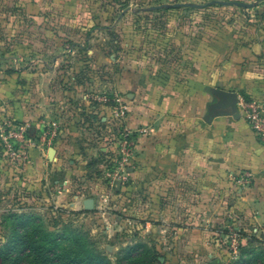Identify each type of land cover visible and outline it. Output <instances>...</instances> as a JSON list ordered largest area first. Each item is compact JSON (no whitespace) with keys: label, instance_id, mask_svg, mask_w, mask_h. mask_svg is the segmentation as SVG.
<instances>
[{"label":"crops","instance_id":"obj_1","mask_svg":"<svg viewBox=\"0 0 264 264\" xmlns=\"http://www.w3.org/2000/svg\"><path fill=\"white\" fill-rule=\"evenodd\" d=\"M95 1L0 0V143L9 125L27 128L33 143L19 163L0 148V177L14 171L74 211L95 207L100 195L115 205L111 193L123 192L124 209L138 213L128 220L174 231L165 239L179 236L190 256H227V234L210 226L264 247V143L241 111L214 109L217 89L236 94L238 108L244 99L264 106V0H113L124 6L128 68L102 84L100 69L115 70V61L65 54L91 47ZM219 6L223 19L215 20ZM35 61L43 68L32 71ZM116 97L129 104L122 124L113 119ZM52 122L60 123L54 137ZM122 129L135 137L130 184L115 191L109 182L105 194L99 180L74 189L95 175L90 162ZM181 222L186 229L173 227Z\"/></svg>","mask_w":264,"mask_h":264},{"label":"rangeland","instance_id":"obj_2","mask_svg":"<svg viewBox=\"0 0 264 264\" xmlns=\"http://www.w3.org/2000/svg\"><path fill=\"white\" fill-rule=\"evenodd\" d=\"M132 1V6L135 7L143 0ZM151 1L146 0L145 3H152ZM122 4V1L117 3L113 0L95 1L99 10L96 24L100 26V29L95 30L92 38L89 39L93 49L91 47L81 48L80 52L74 49L68 54L65 53L78 58L89 56L103 58L110 64L115 61V70L100 69L99 84H102L105 76L111 77V74L120 73L123 75V71L128 68L125 64V49L121 43V36L125 32L121 28L122 20L120 21L118 18V14L124 8ZM215 10L220 12L218 13L220 18L215 20L223 19V7L219 6ZM27 24L25 20L20 22L19 30H24ZM36 62L31 65L32 71L34 67L39 70L43 68L40 61ZM57 67L60 65H56L53 68L54 71ZM118 100L119 98L116 97L112 107L113 119L116 122L118 121L114 118V108L117 107ZM120 102L126 101L121 99ZM126 104L129 106L127 102ZM120 127L122 128L121 125ZM124 134V129H122L110 152L101 151V153L104 152L103 156L101 155L100 159L90 162L91 170L95 175L89 174L84 182L81 179H76L72 182L74 189H80L82 184H92L99 180L100 191L105 194L107 186L110 185L109 182L112 183L110 187H114L115 191L119 184L122 186L130 184L131 178L127 169L133 166L135 137L133 134L125 137ZM26 136L29 138L28 134ZM125 144L131 148L128 161H125ZM1 152L5 154L2 150ZM8 157L13 160L10 156ZM19 168L23 169V166L19 165ZM68 168L69 166L66 169ZM13 173L14 171L7 169L4 170V176L0 177V264H24L19 263L18 259L16 261L17 251L22 247L23 237L40 240L46 238V231L53 234V239L50 237V240L53 241L46 244L47 248H51L49 255L54 256V250L60 251L64 264L72 260L80 262L79 264H87V262H91V264H210L215 259H219L221 264H264V247H256L257 244L253 240L242 245L239 237L235 236L237 232L228 226H210V229L217 228L227 234L225 246L228 254L226 257L223 258V255L210 258L202 255L190 256L183 249L186 241L178 239L179 236L171 241L165 239L169 230L160 233L161 231H158L155 224L151 226L150 230H147L139 221L128 220V217L133 215L138 218V213L127 212L124 209L122 204L127 200L123 192L111 193V195L115 194V205L111 202L113 199L108 202L106 196L102 197L99 194V198L102 199L101 203H97L92 209L74 211L59 205L58 198L41 191L40 185L32 187L26 184L18 176L19 174ZM134 196L138 200L141 199L139 193ZM68 197L64 198L68 199ZM182 223L173 227L186 229V225ZM175 235L174 232V237ZM54 241L56 244H53ZM176 248H178V254L172 251Z\"/></svg>","mask_w":264,"mask_h":264},{"label":"built area","instance_id":"obj_3","mask_svg":"<svg viewBox=\"0 0 264 264\" xmlns=\"http://www.w3.org/2000/svg\"><path fill=\"white\" fill-rule=\"evenodd\" d=\"M117 107L114 108V118L122 124L125 122L129 113V106L118 100ZM239 109L252 129H254L261 142L264 143V106L255 100H241ZM60 128L59 122H52L50 125V135L53 137ZM147 130H144L146 132ZM125 137L130 134L124 130ZM27 128L23 126L9 125L2 133L0 148L8 156H10L17 163L25 162L29 159V147L33 146L32 139L27 136ZM128 145V144H127ZM126 144L124 146L125 161L129 160L131 155V148Z\"/></svg>","mask_w":264,"mask_h":264},{"label":"trees","instance_id":"obj_4","mask_svg":"<svg viewBox=\"0 0 264 264\" xmlns=\"http://www.w3.org/2000/svg\"><path fill=\"white\" fill-rule=\"evenodd\" d=\"M250 100V99H247ZM87 174V171L82 174V176H85ZM46 238H42L40 240H36L32 237H23L21 245L22 249L19 248L17 251V257L16 261L18 259L19 263L24 264H64L60 251H53L54 256L49 255V251L51 248H47L46 244L49 242H52L53 240H50V237L53 239V234L50 232H45ZM56 244L54 241L53 244ZM76 260H72L70 262H67V264H79L80 262H75ZM87 264H91V262H87Z\"/></svg>","mask_w":264,"mask_h":264},{"label":"water","instance_id":"obj_5","mask_svg":"<svg viewBox=\"0 0 264 264\" xmlns=\"http://www.w3.org/2000/svg\"><path fill=\"white\" fill-rule=\"evenodd\" d=\"M215 3V2H213ZM221 4H238L240 6H245L244 4H242L241 2H219ZM216 96L219 99V102L216 104V106L214 107V109L217 108H223V107H227L231 110V114L233 115H238L240 114V110L238 108V96L232 92H228L226 90H221V89H217L216 90ZM55 153V149L51 148V153L50 156L52 157ZM92 201L87 203V209H92ZM210 264H221L219 259H215L213 260Z\"/></svg>","mask_w":264,"mask_h":264}]
</instances>
